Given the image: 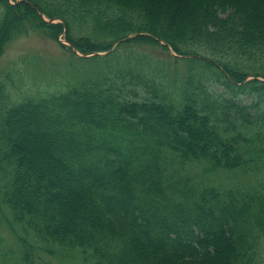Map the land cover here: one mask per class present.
<instances>
[{"label": "trees", "instance_id": "obj_1", "mask_svg": "<svg viewBox=\"0 0 264 264\" xmlns=\"http://www.w3.org/2000/svg\"><path fill=\"white\" fill-rule=\"evenodd\" d=\"M29 32L82 56L0 82L15 264H264V0H0V57Z\"/></svg>", "mask_w": 264, "mask_h": 264}, {"label": "rangeland", "instance_id": "obj_2", "mask_svg": "<svg viewBox=\"0 0 264 264\" xmlns=\"http://www.w3.org/2000/svg\"><path fill=\"white\" fill-rule=\"evenodd\" d=\"M126 49L122 47L120 51L124 52ZM72 52L82 56L74 49H69V44L64 40L63 35H60L57 41L36 32L16 36L6 43L0 57V82L6 75L16 81L13 99L18 98L17 93L22 95L29 89L52 90L68 72ZM154 52L159 53L158 48H155ZM182 65L183 63L180 62L178 67ZM0 237V253L5 255L6 264H15L17 261L16 244L9 230L2 227ZM35 264L73 263L38 252Z\"/></svg>", "mask_w": 264, "mask_h": 264}, {"label": "water", "instance_id": "obj_3", "mask_svg": "<svg viewBox=\"0 0 264 264\" xmlns=\"http://www.w3.org/2000/svg\"><path fill=\"white\" fill-rule=\"evenodd\" d=\"M133 36H135V35H132L131 37H129V38H132ZM119 42H117L115 45H117Z\"/></svg>", "mask_w": 264, "mask_h": 264}]
</instances>
